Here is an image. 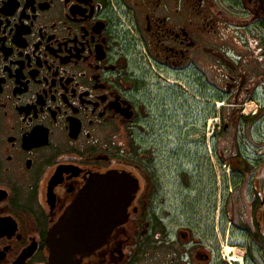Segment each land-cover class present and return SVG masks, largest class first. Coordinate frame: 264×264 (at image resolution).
<instances>
[{"label":"flooded vegetation","instance_id":"af4514ba","mask_svg":"<svg viewBox=\"0 0 264 264\" xmlns=\"http://www.w3.org/2000/svg\"><path fill=\"white\" fill-rule=\"evenodd\" d=\"M261 129L264 0H0V264H264Z\"/></svg>","mask_w":264,"mask_h":264},{"label":"water","instance_id":"95a60500","mask_svg":"<svg viewBox=\"0 0 264 264\" xmlns=\"http://www.w3.org/2000/svg\"><path fill=\"white\" fill-rule=\"evenodd\" d=\"M111 173L106 174L101 179L94 180L89 185H94L93 190L91 188H86L82 199H95L97 201H105L107 199L119 198L118 203H109L108 206L113 207L109 213H119L121 216H125V219L121 218V224L126 221V206L132 200V194L136 190L137 186L132 185L127 187L126 191H121V188H116L112 185L119 181L118 177L110 176ZM88 185V186H89ZM97 192H100L97 194ZM97 194V195H96ZM125 199L124 201H121ZM96 207V206H94ZM118 207V209H117ZM88 208V207H87ZM76 213L74 209H70L68 214L63 219V224L56 226L51 233L52 243L50 248L51 262L50 264H80L82 259L86 256L93 254L97 249H100L103 244V237H99L98 233H106V229H92L84 225V230H70V225H68V220L73 217ZM107 211L104 212V214ZM91 214H101L100 211H94V213L84 214V218H87ZM66 221V222H65ZM97 233L94 237L93 235Z\"/></svg>","mask_w":264,"mask_h":264},{"label":"rangeland","instance_id":"374dc122","mask_svg":"<svg viewBox=\"0 0 264 264\" xmlns=\"http://www.w3.org/2000/svg\"><path fill=\"white\" fill-rule=\"evenodd\" d=\"M247 112H249V110H247ZM260 137H262V139L264 141V129H261L260 132L253 130L252 132L248 133V135H247V138H249L248 140L253 142V143L254 142L260 143V140H262V139H259ZM261 144H262V142H261ZM254 154H256V151L253 152V155Z\"/></svg>","mask_w":264,"mask_h":264}]
</instances>
